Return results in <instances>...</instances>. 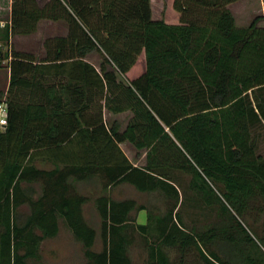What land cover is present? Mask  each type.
<instances>
[{"label":"trees","instance_id":"obj_1","mask_svg":"<svg viewBox=\"0 0 264 264\" xmlns=\"http://www.w3.org/2000/svg\"><path fill=\"white\" fill-rule=\"evenodd\" d=\"M235 1L173 0L178 22L167 23L152 17L150 0H11L10 23L0 27V68L8 60L10 70L0 264H42L41 244L60 221L81 243L83 264H134L136 236L142 264H264V237L256 241L241 222L264 215V27L260 15L237 27L228 8ZM41 20L62 21L67 31L46 38L40 58L3 49ZM92 52L98 67L86 60ZM141 53L145 69L129 79ZM106 112L130 115L120 129ZM122 142L144 154L141 164ZM174 171L189 176L188 190L205 205H217L201 229L183 221ZM93 178L103 192L127 183L155 193L164 208L103 193L94 199L97 230L75 187Z\"/></svg>","mask_w":264,"mask_h":264},{"label":"rangeland","instance_id":"obj_2","mask_svg":"<svg viewBox=\"0 0 264 264\" xmlns=\"http://www.w3.org/2000/svg\"><path fill=\"white\" fill-rule=\"evenodd\" d=\"M9 0H0L1 5L4 7L1 9L0 21H8V11L5 8ZM49 0H37L38 4L42 6ZM261 4L259 0H237L228 5L229 9L235 15V24L237 27H245L247 23V18L251 14L263 13L264 9H261ZM151 9L154 19H162L167 23L178 22L179 14L173 8V0H151ZM263 16H261L262 18ZM252 20V19H251ZM258 25H264V20L258 21ZM67 31L66 24L62 21H51V20H41L38 24V28L35 33L29 36H19L13 37L12 46L10 50L23 49L26 51L34 52L35 56L40 58L42 56V43L46 38L54 37L58 35H65ZM3 49H9V45L3 46ZM86 60L95 64L97 67L101 60V57L96 52H92L86 56ZM145 69V59L143 53H141L137 59L136 64L127 73L129 79L135 78L140 75ZM3 79H5L4 72H0V87L3 86ZM129 112H124L120 114L105 113V120L108 124L116 121L120 124V129H122L129 117ZM264 129H258V140H257V152L264 156V143L261 135ZM125 152H129L126 147ZM133 153H128L131 160L136 161L133 157ZM174 179L178 186L180 195L182 197V206L180 207V213L182 215L183 221L186 226L195 227L201 229L205 224H208L216 217L217 205L207 206L205 205L195 194L187 188V183L189 176L179 172H172ZM96 188H99L98 184H93ZM86 186V185H85ZM81 184H76L75 187L78 191L86 189V187ZM89 188V187H88ZM109 195L113 198L117 197L118 189H110L108 191ZM95 194V193H94ZM127 195H131L138 203L146 204L149 207H158L160 209L164 208L163 198L155 193H139L135 190H131ZM87 217H89L88 210L86 211ZM135 215V214H134ZM133 215V216H134ZM91 224L98 230L100 220L98 218L90 219ZM242 224L246 227L250 225L254 233L251 236L257 241L258 238L264 237V215L259 213H251L247 216ZM264 251V247L260 246ZM95 250L101 249L100 238L97 237L95 244ZM129 256L131 257L134 264H142L145 258L144 249L141 246L140 238L135 237L134 244L129 249ZM40 262L42 264H83L85 258L83 256L81 243L75 240L71 232L66 228V226L60 221L59 231L55 237L47 238L43 240L40 247Z\"/></svg>","mask_w":264,"mask_h":264},{"label":"crops","instance_id":"obj_3","mask_svg":"<svg viewBox=\"0 0 264 264\" xmlns=\"http://www.w3.org/2000/svg\"><path fill=\"white\" fill-rule=\"evenodd\" d=\"M260 4H261V9L263 10L264 9V0H259ZM7 5L5 8H7V11H8V19L10 18V5H11V0L8 1ZM150 6H151V0H150ZM4 7V5H1L0 3V16H1V9ZM229 8V7H228ZM231 11V10H230ZM151 12H152V9H151ZM232 12V11H231ZM153 14V13H152ZM233 14V12H232ZM263 13H256V15H260V16H263L261 19L262 21L264 20V15H262ZM234 16V19L236 21V18H235V15L233 14ZM255 16V14H251L250 12V16L247 18V21L245 23H247V25L250 23L251 19ZM153 17V15H152ZM260 19V20H261ZM246 25V26H247ZM264 27V25H261ZM14 37H19V36H14ZM12 40H13V37L10 39V42H9V52H10V48L12 46ZM14 51H17V52H26V53H30V54H34V52L32 51H26V50H23V49H17V50H14ZM10 55V54H9ZM35 55V54H34ZM10 58V57H9ZM93 64V63H92ZM94 66H96L95 64H93ZM97 67V66H96ZM0 72H4V76H5V79H3V86L0 87V91L3 92V95L1 98L5 97L6 96V91H7V88H8V82H9V67H8V60L4 61L3 62V67L0 68ZM1 100V99H0ZM119 146L121 147V149L123 150V152L125 153V155L127 156V158L131 161L132 164L134 165H138V164H141L143 162V159H144V154L141 153L140 155L137 154V152L134 150V153H133V157L134 159H136V161H133L131 160L130 156H129V152L132 153L133 152V148L127 143V142H122L119 144ZM126 147V149L129 151L128 153L125 152L124 148ZM37 166L38 167H45V168H49L50 166L49 165H43L41 163H37ZM76 184H81L83 186L86 187V189H82L81 191H78L81 195H84V196H87L88 197V200L85 204H83V214H84V217L85 219L91 224V222L89 221V217H91L90 219H95V218H98V214L96 212V208H95V202H94V199L100 195V194H103V193H106L109 195L108 191L112 188H117L118 189V196L113 198L115 200H123V199H134L131 195H127L126 192L128 193L129 191L131 190H135L130 184H127V183H120L116 186H113L111 188H108L106 191H102V189L100 188V185H99V182L96 178H93L90 183L88 182H85V181H79L77 182ZM93 184H98L99 188H96ZM89 187V188H88ZM136 191V190H135ZM138 192V191H137ZM95 193V194H94ZM140 193V192H139ZM135 200V199H134ZM140 204V203H139ZM88 210L89 212V217H87V214H86V211ZM100 220V219H99ZM145 220H146V216H145V211L144 210H141L139 211L137 214H136V221L140 224H143L145 223ZM92 225V224H91Z\"/></svg>","mask_w":264,"mask_h":264},{"label":"built area","instance_id":"obj_4","mask_svg":"<svg viewBox=\"0 0 264 264\" xmlns=\"http://www.w3.org/2000/svg\"><path fill=\"white\" fill-rule=\"evenodd\" d=\"M10 21H0V27H4V25L9 24ZM7 124V106L5 103V97L0 100V131H2Z\"/></svg>","mask_w":264,"mask_h":264}]
</instances>
